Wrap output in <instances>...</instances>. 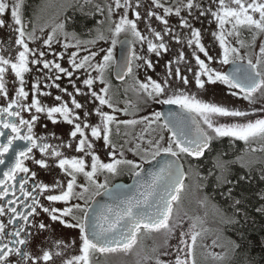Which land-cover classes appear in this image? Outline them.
I'll return each instance as SVG.
<instances>
[{"label": "snow or ice", "instance_id": "obj_1", "mask_svg": "<svg viewBox=\"0 0 264 264\" xmlns=\"http://www.w3.org/2000/svg\"><path fill=\"white\" fill-rule=\"evenodd\" d=\"M24 3L25 0H12L11 4L8 0H0V27L5 24L2 15L8 14L14 22L13 31L16 34L14 42L8 45L0 42V99L4 100V106L0 107V137L7 135V142L0 143V165L5 164L6 154L13 150V145L17 141L24 142L13 150L12 163L3 172V179H0V218L7 217L6 222L0 219V264H57V260L59 264H92V259L97 254L132 251L142 231L149 233L163 231L167 237H172L176 234V229L180 228V220L178 218L173 220V207L179 203L180 193L185 187L186 173L181 158L200 160L205 157L206 152L213 151L214 141L223 138L245 143L255 140L264 142V118H252L256 112L264 113V42L260 43L255 62L250 53L247 54V58L242 54V49L255 51L257 39L264 35V0H207V3L203 0H186L185 3L176 6L166 5L163 0H150L144 14V19L148 21L147 36L138 28L141 12L137 9L142 7V0H104L103 4L95 3V0H84L85 4H93L96 12L104 17L98 24L108 22L107 32L110 35H106L97 27L92 39H79L77 33L66 30V24L72 22V18H67L56 25L52 34L43 40V45L51 48L53 39L60 35L64 39L65 49L76 48V51L69 55L71 68L74 71L91 69L97 73L96 77L89 73L83 80V84L88 88L87 92H82L75 86V82L71 80L73 71L62 67L56 60L44 59L46 56L44 51L29 47V42H35L37 37L34 29L29 31L26 28L23 18ZM156 8L161 9L163 15L153 10ZM194 9L199 11L200 16L210 15L217 23V31L212 35L222 50L219 64L221 66L231 64L233 66L231 71L223 72L206 63V60L212 61L213 57L202 43L201 31L194 28L189 19L182 15V12L186 11L193 19H199L198 16H193ZM129 12L133 13L134 18H129ZM117 13L118 19H114ZM173 14L179 18V28L189 30L190 35L186 43L188 47L193 48L192 55L198 66V71L193 75L198 91H206L207 84L220 83L227 86L232 96L242 98L249 105L260 103V108L244 110L205 101L191 90L180 88L179 84L184 86L189 84L187 75H181L180 72L179 65L185 59L184 52L180 51L175 67L171 60L166 63V73L162 80H154L147 76L146 81H138V91L156 103L179 106L181 112L170 111L167 114L155 112L151 118L144 116L140 120L117 118L114 113L123 111L127 116L129 112L127 109H117L112 103L108 96L111 85L106 79V74L115 66L118 69L117 79L123 80L126 76L132 75L138 80L135 72L141 69L155 71V67L147 55H138L132 47H129L122 60L117 61L114 49L118 44L130 46L133 42H138L142 50L146 43L147 53H154L157 57L167 53L169 45L165 42V35L178 44L182 43L181 36L172 29L166 18ZM152 18L163 24L164 28L154 29L150 23ZM91 31L88 30L89 34ZM245 31L250 34V38L244 36ZM69 39L74 43H69ZM232 40L238 46H234ZM56 42L59 43L60 40L57 39ZM99 42H110V46L92 51L91 49ZM81 51L86 55L77 60ZM197 53H202L205 59ZM54 55L63 58V52ZM98 56L99 60L96 59ZM30 65L35 67L36 72L44 73L46 81L53 79L50 73L54 68L58 73L55 76L56 80L61 79L59 74L67 76L77 95L88 96L93 103L98 101V106L91 111L85 110L81 118L75 110L85 106L64 88L61 91L69 95L73 107L70 108L68 102L63 101L60 95L54 97L60 102L58 106L45 107L35 96H48L51 93L41 92L39 77H35L31 86L33 99L26 104L30 92L25 90V74L32 73ZM186 71L191 72V67ZM9 74L13 77L11 81L7 79ZM97 81L101 85L98 91L93 88ZM10 83L14 98L10 95ZM54 86L60 88L59 84ZM257 94H260L259 98ZM103 106L112 109V114L103 111ZM25 111L31 113L28 119L24 118ZM40 113H45L53 123L60 122L55 119L59 114L63 122L73 125L74 130L70 132V136L76 140L75 151L82 153L83 156L66 157L61 149L72 148L73 144L56 137L55 133L51 134V138L59 139V144H49L47 142L49 137L36 136L34 124ZM92 114L99 117V123L95 125L87 123L88 117ZM162 118V127L171 133L167 141L160 135L157 140H149L150 149H142L140 144L128 149L139 155L142 163L147 164H151L162 155L171 157L162 164L158 162V169L147 172L145 177V169L141 163L125 158L124 144H120L117 151V144L113 140V125L115 135H119L120 125L135 126L147 122L151 127L153 124H159ZM189 121L195 125V131L189 126ZM5 129L10 130L11 134H6ZM86 129L90 130L94 140L102 139L105 146L111 149V162L101 161L95 153L94 140L89 139ZM22 130H25L26 134H22ZM34 149L39 150L41 158H35ZM226 155L227 152L218 151L214 157L213 166L219 172L215 179L218 186H227L222 195L231 200L230 206L234 210L232 216L224 218V222L239 225L237 216L243 215L247 219V212L241 207L245 204V197L237 189L242 182L250 181L251 168L243 162V157L224 159ZM85 157H91L90 165ZM49 159L52 161L51 164L48 162ZM26 160H32L34 164L45 169L58 166L69 178L66 185L60 181H56L52 186L36 183V172L26 166ZM236 163L249 169V175L233 173L232 165ZM125 170L138 178L136 195H128L119 186L109 187V177L121 175ZM81 175L87 183L77 184V178ZM209 175L214 173L210 170ZM101 176L104 177L103 182L100 181ZM230 176L235 178L230 179ZM29 179L33 180L31 185ZM259 179L264 181V173ZM55 188H60V193L48 194L46 199L51 202H63L66 206L63 208L43 206L40 203V195L44 192L51 193ZM17 192L20 193L19 196ZM86 194L93 198L108 196L111 203L102 204L93 199L89 204ZM258 196L264 201V192ZM74 200H81L84 203L73 202ZM38 209L47 213L50 221H58L65 227L79 230L81 244L79 254L72 255L69 251L74 248L75 241L68 243L61 240H53L51 248L42 247L41 255L32 254L28 247L31 238L35 233L45 231L49 227L43 221L35 219L39 215ZM256 211L264 213V206L257 207ZM202 224L203 221L199 217L191 218L188 231L180 228L174 260L165 261L158 256L155 264H197L195 249L197 240L204 232ZM230 243L233 250L240 247L234 240ZM162 255L168 256L170 253L165 252ZM212 255L216 260H225V255L218 253Z\"/></svg>", "mask_w": 264, "mask_h": 264}, {"label": "flooded vegetation", "instance_id": "obj_2", "mask_svg": "<svg viewBox=\"0 0 264 264\" xmlns=\"http://www.w3.org/2000/svg\"><path fill=\"white\" fill-rule=\"evenodd\" d=\"M30 0H25L24 3V9H23V13H24V20L26 22V28L28 29V27L32 24L31 19L33 17L36 16V9H38L39 4L42 5H50L54 2V0H50L49 3H44L45 0H36L34 2V5L32 8H27V5L29 4ZM70 5H68V7L65 8L64 12L62 13V20L61 21H66L67 18H72V4H79L80 7V11L83 10V12L87 13L86 10L82 9V4H85L84 1L82 0H72L70 1ZM163 2L166 5L169 6H173L177 0H163ZM177 4V3H176ZM150 5V0H142V7H140L139 9H137L138 11L141 12V18L143 19L144 14H145V8L148 7ZM154 11L158 12L159 14L162 15V10L159 8L153 9ZM96 16V15H95ZM130 16V15H129ZM134 15L131 12V17ZM145 21V19H143ZM5 21V20H4ZM169 22H171L169 20ZM153 26H155L156 30H162L164 28V25L161 24L159 21H157L155 18H152L151 22H150ZM172 24V25H171ZM169 23V25L172 27V29H174L175 27L173 26V23ZM103 26V25H102ZM9 24L7 23V21H5V24L3 27H0V42H3L5 45H8L10 42H14L15 38H16V34L13 31V29H9ZM102 28V27H101ZM100 28V29H101ZM66 30L67 31H74L75 33H77V36L79 39L82 40H89L92 39L95 36V30L93 29L91 31V34H89L88 29H76V28H72L70 26H68V23L66 24ZM91 30V29H89ZM178 31V30H176ZM123 36V34H122ZM121 36V37H122ZM38 39H40V42L43 41L42 36H37ZM151 38V37H150ZM37 39V43L40 44L39 40ZM165 42L169 45V51L167 53H162L159 57H157L154 53H148L146 54L147 57L149 59H151L153 61L154 67H155V71L148 69H141L143 72H141V74H138L137 79H134V77L132 75L130 76H126L123 80L117 79L116 73H115V66H113L112 69H110V77L107 78L108 82L110 83L111 87L109 89V93L108 96L111 98L112 103L114 104V106L117 109H127L129 112V115L125 116V115H120V111L114 113L118 119L120 120H124V119H137L140 120L142 117L144 116H148L151 118L152 114L155 112H162V104L156 103L153 100L148 99L145 95H143L142 93H140L138 91V81H146V75L151 76L154 80H162L165 76L166 73V69H165V65L168 61H173V66L175 67V61L177 58V55L180 51L184 52V56L185 59L184 61H182L179 65L180 67V72L181 75H187L188 79H189V84L187 86H184L183 84H179L180 88L185 89V90H191L194 94H197L200 98L204 99L205 101H213L216 102L218 104H224L230 107H235L238 109H244V110H250L248 106H240L238 104L233 105L231 103H227V102H223L221 100H217V99H212L209 96L210 92H218L221 96H231L230 94V90L227 88L226 85L217 83V84H207L206 85V91H198L197 86L195 85V81L193 79V75L195 72L198 71V66L196 64V61L194 59V56L192 55L193 53V48H189L187 46H185L183 43H176L174 40L170 39L169 36L165 35ZM102 46L108 47L109 43H104L100 42ZM202 43L205 45L206 49L208 50V53L210 56L213 57L212 61H207L206 63H209L210 67L213 68H218L220 71L225 72L228 64L226 65H220L219 64V56L221 55L220 53H216L213 50L212 47V42L209 40H203ZM135 45L138 46L140 45L138 42H135ZM141 46V45H140ZM132 48H134V42L132 43ZM118 49H119V44L116 46V48L114 49V56L117 60L118 58ZM146 53H147V47H146ZM59 54V53H58ZM201 56L202 59H205V57L203 56L202 53H197ZM50 57H52L50 55ZM67 58V62L64 61L62 62L60 57L58 55H55L51 58V60H56L58 63L61 64L62 67L68 69L69 71H73V76L71 77V80L75 82V86L77 88H80L82 92H87L88 88L83 84V80L85 78H87L88 74L90 73L92 77H95L93 74V71L91 69H87V70H79V71H74L71 68V65L69 63V56L66 57ZM158 65L160 67H158ZM32 67V73L30 74H25V80H26V85H25V90L30 92V95L28 97V100L25 101V103H30L33 99V94L31 92V86L32 83L34 82L35 77H39L41 80V92H50L51 95L45 96V95H36L35 98L39 99L41 104L45 107H49V106H58L60 102L56 101L54 99L55 96L60 95L62 97L63 101L68 102V106L71 108L73 107V105L71 104L70 100L71 98L69 97V95L67 93H64L61 91V89L66 88L68 93H72V95L75 97V99L80 102L81 104H83L85 107L81 108V109H76L75 111L77 113L80 114L81 118H83L84 112L85 110L91 111L94 107L98 106V101H96L95 103L90 102V97L88 96H84V95H77L74 91L73 85L72 83H70L69 78L67 76H64L63 74H59L61 76V79L56 80L55 76L58 74L57 71L55 69H52L50 75L52 76V80H45L44 79V73L41 72H36L35 67ZM188 67H191V69L193 68V70L191 72L186 71V69ZM44 72H48V70H44ZM12 75L9 74L7 79L9 81L12 80ZM177 83H179L177 81ZM46 84H50L53 85L51 87H46ZM54 84H59L60 88H56L54 86ZM11 83L9 84V88H10V95L14 98V94L11 92ZM101 87V85L99 84V82L97 81V83H95L93 85V88L95 90H99V88ZM4 106V100L0 99V107ZM105 109L106 112H109L110 114H112V109H109L107 106H103V110ZM134 114V115H133ZM24 118L28 119L29 116L31 115V113L25 111V113H23ZM11 119V118H9ZM55 119H57L58 123H53L51 119L47 118L45 113H40L39 114V119L35 122L34 124V134L36 136H40V137H49L48 139V143L49 144H59L60 140L59 139H52L51 138V134L55 133L56 137L62 138L63 141L65 142H71L73 144L72 148H64L61 149V151L64 153V155L66 157H80L83 156L82 153H79L77 151H75V145H76V140H74L73 138H71L70 136V132L73 129V125L68 124L66 122H63V118L61 116H59V114H57L55 116ZM224 119H231V118H224ZM87 123L91 124V125H95L97 123H99V117H97L95 114H92L91 116L88 117L87 119ZM160 123L163 126V118L161 119ZM145 124H147V122H141L138 123L135 126H126V125H120L119 127V135H115V125H113L114 128V135H113V140L114 142L117 144V151L119 150V145L120 144H124V154H125V158H135L132 157V153L129 154L128 149L132 148L133 144L138 143L141 146L144 145L145 148H149V140H147L145 138V134H147V129L145 130ZM46 125V127H45ZM163 129L164 134H166L167 138L169 139L171 137V133L167 130V129ZM6 132V134H11L10 130L5 129L4 130ZM86 133L89 136V139L94 140V138L91 137L90 134V130L86 129L85 130ZM162 132V133H163ZM22 134H26L25 130H22ZM135 134L136 136H138L140 139H135ZM167 139V140H168ZM140 140V142H139ZM166 140V141H167ZM7 142V135L4 137H0V143H6ZM24 142L21 141H17L14 145H13V150L16 148L17 145L23 144ZM94 144H95V153L100 157L101 161L103 162H111L112 157L110 155L111 149L106 147L104 144V141L102 139L100 140H94ZM248 145V144H246ZM264 149V144L262 142V147L260 149V151H264L262 150ZM13 150H10L8 154H6L5 156V164L4 165H0V179H3V172L7 169V166L12 163V157H13ZM252 150H259L258 148L253 147ZM33 155L35 156L36 159L41 158V153L39 152L38 149H34L33 150ZM119 158V157H117ZM86 162L90 165L91 163V157H85ZM130 159V158H129ZM182 159L185 161V166H186V171H187V164L188 162L194 163V164H198L200 160H194L192 158H184L182 157ZM50 164L52 163V161L49 159L48 161ZM25 164L27 167H29V169L31 171L36 172V177H35V182L36 183H45L48 184L50 186L54 185V183L56 181H60L61 184H65L66 185V181L69 179L63 172L62 169H60L58 166H52L49 169H45L42 168L36 164H34V162L32 160H26ZM145 163H142V165ZM90 170V169H88ZM23 175V174H20ZM132 173L124 175L122 177H118L116 179H114L112 182L109 183V185H111L112 183H114L116 180H118L119 178H123L125 180H128L131 177ZM19 175L17 177V179L19 180ZM103 180V176L100 177V181ZM87 183L86 179L81 175L78 176L77 178V184L79 183ZM33 183L32 179H29V185H31ZM77 191H79V189H76ZM60 193V188H55L53 191H51V193L49 192H44L43 194L40 195V203L45 206V207H55V208H63L66 205L63 202H51L48 201L46 199V196L48 194H59ZM20 193L17 192V196H19ZM88 195V194H86ZM21 199H23V197H21ZM88 199H89V204H91V201L93 199V197L89 198L88 195ZM73 202H78L83 204L84 201L81 200H74ZM39 215L35 218L37 221H43L45 224L49 225L48 229L39 233H35L33 235V237L31 238L30 244H29V250L32 252L33 255H41L40 249L42 247L44 248H51L52 247V241L53 240H61V241H65L70 243L71 240L75 241V246L74 248L70 249V253L72 255H76L79 254L78 250L79 247L81 246L80 244V233L78 229H73V228H68L63 226L62 224H60L58 221L57 222H52L49 219V215L47 213H44L42 210L38 209ZM79 213H77L78 215ZM0 219H4L5 222L7 221V217H2ZM70 219V218H68ZM74 231V234H76L74 236V238H71V232ZM73 233V232H72ZM77 251V252H76ZM13 260H15V257H13ZM57 264H59V260H57Z\"/></svg>", "mask_w": 264, "mask_h": 264}, {"label": "rangeland", "instance_id": "obj_3", "mask_svg": "<svg viewBox=\"0 0 264 264\" xmlns=\"http://www.w3.org/2000/svg\"><path fill=\"white\" fill-rule=\"evenodd\" d=\"M70 1L72 0H54V2L50 5H40L38 9H36V16L31 19L32 24L28 27L27 30H35L36 37L42 36L43 40L47 39L49 35L52 34L53 29L58 25L59 23L63 22L62 20V13L64 12L65 8L70 5ZM84 1V0H82ZM8 2L11 4L12 0H8ZM50 0H45L44 3H49ZM96 3L103 4V2H100L98 0H95ZM186 0H177V4L175 3L173 6H176L181 3H185ZM204 3H207V0H203ZM215 10V8H214ZM90 12V11H89ZM92 15H96V20L93 22V26L96 29L97 27L101 28L102 31L105 32L106 35H110V33L107 32V29L109 27V24L107 21H105L104 24H98V21L104 19L103 16H101L99 13L96 12V9L92 10L90 12ZM106 15V13H105ZM129 18L131 17V12H129ZM163 15V13H162ZM182 15L189 19V21L192 23L194 28L200 29L201 31V37L202 41L205 39L212 42L213 50L218 54L222 50L219 47L218 42L214 39L212 33L217 31V23L215 20L209 15V16H200L199 11L193 10V16H198L199 19H193L192 16H189L186 11L182 12ZM119 14L117 13L113 18L118 19ZM2 18L7 21L9 24V29H14L15 25L14 22L11 20L10 16L8 14H3ZM170 24L173 23L174 25V31L177 32L182 39V43L187 46V39L189 38V30L188 29H180L179 28V18L175 16L174 14L166 17ZM144 19V17H143ZM142 18L138 21V28L139 30L144 34L148 35L147 29H146V23L148 21H144ZM172 25V24H171ZM151 26L155 29V26L151 24ZM87 28V26H85ZM178 30V31H176ZM70 32V31H69ZM244 36L250 38V34L248 32H244ZM38 39V38H37ZM37 39L35 42H29L30 48L40 49L46 53V56L44 59L50 60L54 56V54L62 53L63 52V58L61 59L62 62L66 61L67 58L72 52L76 51V48L74 47H68L65 49L63 47L64 39L62 36L57 35L53 39V42L51 44V48H48L47 46L43 45V41L37 43ZM59 39L60 42L57 43L56 40ZM264 42V35L260 36L255 45V51H251L249 49H242V54L246 55L251 54L253 61L255 62L258 56L259 52V46L260 43ZM69 43H74L69 39ZM231 43L234 46H238L234 40L231 41ZM104 44V42H103ZM110 46V43L107 44ZM108 46V47H109ZM108 48L105 46H102L99 42L95 45L91 50L95 51L98 48ZM135 52L138 55H146V47L147 44H144L143 50L141 49V46L135 45ZM188 47V46H187ZM190 48V47H189ZM50 55L52 57H50ZM86 55L85 52L81 51L79 55L77 56V60L80 59L81 56ZM221 55H218L219 57ZM56 57V55H55ZM97 60L100 59L98 56L96 58ZM158 67H160L158 65ZM54 69V68H53ZM193 70V68H192ZM143 72L142 70H139L138 72H135L134 75L137 76L138 74H141ZM94 76H97V73L93 71ZM149 76V75H146ZM110 77V71L106 74V79ZM147 78V77H146ZM238 91V90H237ZM260 94H257L259 98ZM209 96L212 99L221 100L223 102L231 103L233 105H240V106H248L251 110L252 108H260L261 104L257 103L255 105H249V103L245 100H243L240 97L237 96H221L218 92H210ZM105 111V109L103 110ZM120 115H124L123 111H120ZM252 118H264V113L256 112L254 113ZM147 129V130H146ZM145 130L147 131V134H145V138L147 140H157L160 135H163L165 137V141L168 139L166 134H164L162 129V124L159 122V124H153L151 127H149L148 123L145 124ZM163 132V133H162ZM135 139H140L135 134ZM140 142V140H139ZM234 143H238V141H233ZM241 144H239L238 148L231 149L229 157H224V159H236V157H243V162L245 164L250 165V167L254 166L255 164H261L264 167V154L260 151L262 147V141L255 140L251 141L249 143H245L243 141H240ZM138 143L133 144L132 148H134ZM248 144V145H246ZM264 144V142H263ZM258 148L259 150H252V148ZM142 149H145L144 145L141 146ZM150 149V147H149ZM132 153L131 158L135 160L137 163H141V157L139 155H136L134 152L129 151V154ZM217 155V154H216ZM215 154L211 155V162L207 166V170L203 175V171L201 170V167H197L199 164H194L191 162H188L187 164V173L188 177L186 181L184 182V189L180 193V201L179 203L175 204L173 207V220L175 221L177 218L180 220V228H183L184 231H188L191 224V218L193 217H199L203 224L201 227L204 229L202 237H200L197 240L196 243V249H195V256L197 264H227L232 252H233V246L230 243L232 239H230L222 230L220 227V223H225L224 218L227 217L225 213L222 211L218 204V199L215 198V195L210 194L209 190L215 185L216 182V175H219V172L214 168L213 166V160L216 156ZM127 158V159H129ZM240 165V163H236ZM212 171L214 175H209V171ZM128 170H125L123 174L118 176H111L109 177V183L112 182L114 179L118 177H122L124 175L130 174ZM204 177V178H203ZM206 177V178H205ZM212 183L210 182V179H212ZM104 179V177H103ZM103 182V180L101 181ZM212 187H211V186ZM91 196L89 195V198ZM180 228L176 229V234L172 237H167L163 232V246L164 249L162 250L157 243V240H154V235L152 232H145L142 231L139 235L140 238V246L146 251V253L143 252L139 247L135 249L134 253L131 256H123V254L120 253H110V254H97L92 259V264H155L156 258L159 256L160 259L165 261L174 260L175 257V246L178 244V237L180 235ZM73 232V233H72ZM70 234L72 235L71 238L73 239L76 234H74V231H72ZM167 240V243L165 241ZM73 240H71L72 242ZM215 242V243H214ZM78 250V249H77ZM77 252V251H76ZM168 252L170 255L164 256L163 253ZM213 253H218L221 255H225V260L220 261L213 258Z\"/></svg>", "mask_w": 264, "mask_h": 264}, {"label": "trees", "instance_id": "obj_4", "mask_svg": "<svg viewBox=\"0 0 264 264\" xmlns=\"http://www.w3.org/2000/svg\"><path fill=\"white\" fill-rule=\"evenodd\" d=\"M36 0H30L27 8H32ZM103 2V0H98ZM96 3V2H95ZM79 4H72V22L68 23V26L74 27L76 29H91L96 30L93 26V22L96 20V16L90 15L92 10L95 9L93 4H82V9L86 10L87 13L80 11ZM90 11V12H89ZM87 26V28L85 27ZM240 141L234 143L230 138H223L221 140H216L213 142V151L206 152L205 157L201 158L199 165L203 171V175L207 170V166L211 162V155L217 154L219 152H227L224 157H229L231 149H237ZM264 154V151H262ZM229 153V154H228ZM251 179L249 182H242L238 187L237 191L242 193L245 197V204L241 205L243 210L247 212V219L243 215H238L237 219L240 221L239 225L220 223L221 230L230 238L232 241H236L240 245L239 248L233 250L227 264H264V213L256 211L257 207L264 206V201L259 199L258 194L264 192V181L259 179L260 175L264 173V167L261 164H255L250 167ZM232 171L236 175H249V169L241 167V165H232ZM204 178V177H203ZM206 178V177H205ZM210 182L212 183L213 177H211ZM230 179H234V176H230ZM211 186V185H210ZM212 187V186H211ZM227 186H218L217 182L209 190L210 194L215 195L218 199V204L225 215L232 216L233 209L230 206L231 200L227 199L222 193L226 191ZM154 235V240H157L162 250L164 249L162 240L164 238L163 231L152 232ZM140 248L144 253L146 251L140 246V238L138 237V243L132 251L130 252H116L123 254V256H131L136 248Z\"/></svg>", "mask_w": 264, "mask_h": 264}, {"label": "water", "instance_id": "obj_5", "mask_svg": "<svg viewBox=\"0 0 264 264\" xmlns=\"http://www.w3.org/2000/svg\"><path fill=\"white\" fill-rule=\"evenodd\" d=\"M123 38L124 37L122 36L121 39H123ZM129 47H132V44L130 46L129 45H119L117 61H120L123 59L124 55L128 52ZM232 67L233 66L231 64H228L225 72L231 71ZM117 71H118V69L115 67L116 76H117ZM162 111L165 114L169 113L170 111L179 113V112H181V109L179 108V106H176V105H163ZM188 123H189V126L192 127L193 131H195V125H192L190 121ZM166 159H171V157H167V156L162 155L160 157H157L156 160H153L151 164L145 163L144 165H142V167L145 169L144 176L146 177L147 172H149V171L157 170L158 169V162L160 164H162L164 162V160H166ZM182 163L184 165L183 170L186 173L185 163H184L183 159H182ZM186 176H187V173H186ZM186 176H185V179H186ZM137 179L138 178L132 174V176L128 180L118 179L114 183L109 185V187L112 188L114 186H119L120 189L122 191H126L128 195H136L137 194L136 193ZM185 179H184V181H185ZM93 199L100 201V203H102V204L111 203V200L109 199L108 196L94 197ZM91 203H92V201H91Z\"/></svg>", "mask_w": 264, "mask_h": 264}]
</instances>
